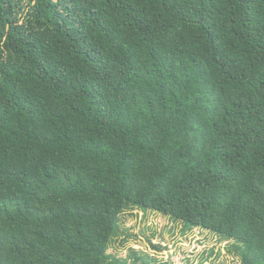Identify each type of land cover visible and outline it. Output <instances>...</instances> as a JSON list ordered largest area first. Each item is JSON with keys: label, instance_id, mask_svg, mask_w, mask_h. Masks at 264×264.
Segmentation results:
<instances>
[{"label": "trees", "instance_id": "1", "mask_svg": "<svg viewBox=\"0 0 264 264\" xmlns=\"http://www.w3.org/2000/svg\"><path fill=\"white\" fill-rule=\"evenodd\" d=\"M22 3L0 0V264H169L107 252L134 207L264 264V0Z\"/></svg>", "mask_w": 264, "mask_h": 264}, {"label": "rangeland", "instance_id": "2", "mask_svg": "<svg viewBox=\"0 0 264 264\" xmlns=\"http://www.w3.org/2000/svg\"><path fill=\"white\" fill-rule=\"evenodd\" d=\"M27 1L23 0L18 12L20 24L27 16ZM119 232L107 252L127 263L148 255L169 264H240L228 250L233 241H221L216 234L200 228L188 231L181 221L149 209H126L119 217Z\"/></svg>", "mask_w": 264, "mask_h": 264}]
</instances>
